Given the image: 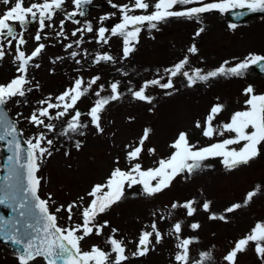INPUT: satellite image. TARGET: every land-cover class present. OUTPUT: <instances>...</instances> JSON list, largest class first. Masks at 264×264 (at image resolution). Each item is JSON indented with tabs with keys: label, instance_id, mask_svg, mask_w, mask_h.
<instances>
[{
	"label": "rangeland",
	"instance_id": "1",
	"mask_svg": "<svg viewBox=\"0 0 264 264\" xmlns=\"http://www.w3.org/2000/svg\"><path fill=\"white\" fill-rule=\"evenodd\" d=\"M33 2L42 0H25L24 6ZM131 3L132 0H92L87 15H77L69 20L66 13L75 9L73 0H65L63 9L48 22L52 27L43 30L47 37L39 42L45 44L43 52L30 62L28 78L31 80L29 87L33 90L23 98H13L7 104L27 140L45 131L27 119L40 107L39 101L48 96L60 95L78 77L87 82L100 76L97 84L77 104L82 113H87L97 99L94 91L99 90V85L104 86L101 96L107 97L111 94L110 84L119 82L120 98L111 101L101 114L102 133L97 132L86 115L81 117L82 122L88 124L87 128L82 129L84 135H60L70 116L62 120L46 121L55 125V131L46 133L47 138L53 140V145L50 148L51 155H46L41 163L40 196L47 200L51 195L49 211L58 216L60 226L80 223V209L73 210V221L70 222L67 212L57 213L56 208L67 206L73 201L79 202L81 196L85 197L83 203L86 206L90 199L87 193L93 185L104 182L115 167L127 170L130 162L126 159V153L130 149L126 146H135L145 129H149L150 134L138 162L144 169L155 168L159 159L171 155L173 149L170 145L181 132L187 133L190 142L198 147L220 142L233 135L225 133L224 136L209 139L196 127V122L203 123L214 104L224 106L214 121L220 126L229 122L234 112L244 110L247 99L244 89L248 85L253 86L256 94H264V76L252 66L242 78L219 76L206 82L197 81L192 87L188 86L185 77L178 75L173 78V89L159 86L146 89L145 94L152 97L151 103L133 98L130 88L139 90L145 81L161 77V83L167 82L168 74L164 70L185 57L189 62L184 70L191 74L194 69H201L204 73L215 70L225 62H228L227 67L234 66L250 53L264 55V15H254L239 24H231L224 13L213 11L201 14L199 20L169 18L160 22L155 29L144 25L141 26L138 43H134V51L125 59L122 37H112L109 31L106 33L108 44L97 43L96 40L100 27L111 29L121 22L119 7L114 8L112 5ZM149 3L154 4L155 0H149ZM10 6L0 3V14ZM103 17L108 19L102 20ZM61 21L65 23L64 32L68 39L56 35ZM88 24L92 26V32L83 31L78 32L76 37L71 36L74 30L84 29ZM231 25H235V28ZM14 27L17 32L23 31L27 41L23 51L30 54L38 46L34 39L37 30L27 32V29L22 30L19 25ZM201 27L204 31L197 36ZM81 35L83 42L77 47L74 41ZM69 43H73V48L65 50ZM193 45L197 48L195 54L188 51ZM72 51L80 55L73 59L70 56ZM103 53L115 57V62L94 64V57ZM76 60H80V63L77 64ZM37 64L39 67L35 66ZM17 68L13 42L12 48L5 47V56L0 59V84H7L15 78ZM52 114H55V110ZM77 141L81 145L79 149L76 147ZM242 146L243 142L230 147L239 149ZM258 147L260 154L248 164L229 171L221 163V158H210L203 162L200 170L192 174L181 173L168 188L151 197L143 195L139 185L130 189L126 186L125 198L97 217L99 223L107 221L108 227L99 236L93 234L85 237L80 243L82 251L97 246L110 252L107 239L111 229L115 228L118 230L116 238L123 240L126 247L128 259L124 264H177L175 256L180 252L177 244L184 238L194 241L189 248L188 264H201L203 253L210 254V258L205 259L203 264H227L224 257L235 243L249 234L255 224L264 222V144ZM150 148L155 149V154H149ZM2 155L0 143V163ZM257 186H260V191L246 206L232 213L225 212L233 204H243L247 193L256 190ZM188 201H196L194 207L197 211L193 216H188L182 207L171 208L173 203L183 204ZM205 201L210 202L207 212L202 208ZM213 213L224 215L225 220L209 219ZM161 216L165 218L161 219ZM153 222L161 232L160 243H155L153 239L145 255H134L140 234L151 231ZM177 222L182 224L179 238L173 231ZM192 223H198L200 227L193 230L190 227ZM17 257L9 246L0 243V264H18ZM111 258H114V254ZM237 261L238 264H264V260L257 256L253 244L238 254ZM34 264H45V261L39 258Z\"/></svg>",
	"mask_w": 264,
	"mask_h": 264
},
{
	"label": "snow or ice",
	"instance_id": "2",
	"mask_svg": "<svg viewBox=\"0 0 264 264\" xmlns=\"http://www.w3.org/2000/svg\"><path fill=\"white\" fill-rule=\"evenodd\" d=\"M24 2L25 0H14V2L13 0H0V3L5 6L12 5L3 14H0V59L5 56V47L12 48L13 42H15V61L18 62L17 76L7 84H0V141L6 145L4 150L11 153L6 159L7 174L3 177V183L0 184V205L10 208L14 214L9 219L0 217V240H4L6 243L10 242L17 247L18 264H34L39 258H42L45 264H124L128 257L125 254L124 241L116 238L117 229L112 228L111 235L107 239L110 252L97 246H93L89 251H82L80 242L93 234L101 235L103 230L108 227L107 221L99 223L97 217L106 213L113 205L125 198L126 186L130 189L139 185L142 188V194L151 197L168 188L175 177L181 173L192 174L194 171L200 170L203 167V162L210 158H221L224 167L231 171L242 164H248L250 160L260 154L258 146L264 144V94H256L253 86L248 85L244 89V95L247 97L244 110L234 112L229 122L220 126L214 123L224 110V106L219 103L210 108L203 123L196 122V127L202 130V135L206 138L224 136L225 133L233 135L220 142L198 147L190 142L187 133L181 132L170 145L173 149L171 155L159 159L157 167L144 169L138 161L150 134V130L145 129L143 136L135 146H126L130 149L126 153V159L130 162V167L127 170L115 167L104 182L93 185L87 193L90 199L86 206L83 203L85 197L81 196L79 202L73 201L67 206L61 205L56 208L57 213L66 211L67 219L70 222L73 221V210L80 209V223L60 226L57 215L49 211L51 195L49 194L48 199L45 200L41 199L38 194L41 178L37 173L45 156L51 155L50 148L53 145V140L48 139L46 133L55 131V125L46 123V121L62 120L70 116L60 135L69 136L70 133L84 135L82 129L87 128L88 124L83 123L81 117L86 115L97 132L102 133L101 114L111 101L120 98L121 93L118 81L110 84L111 94L107 97L101 96L104 86L99 85V90L94 91V95L97 97L94 105L87 113H82L77 108V104L92 90V86L97 84L100 76H95L87 82L82 77L76 78L72 86L65 89L60 95L48 96L39 101L40 107L27 117L29 123L45 131L24 140L23 143L27 145V150H25L21 145V140L18 139L23 136V133L19 130L17 121L9 117L5 105L13 98H23L33 90L32 87H29L31 80L28 78L30 62L43 52L45 44L39 43L42 39L41 32L46 27H52L48 22L54 19L57 11L62 10L65 0H42V2L30 3L27 7L24 6ZM91 2L92 0H73L75 10L66 13V18L71 20L77 15H84L83 6ZM190 5L199 6L189 7ZM112 7H119L122 21L111 29L100 27L96 42L108 44L109 37L106 33L109 31L112 37H122L123 58L126 59L134 51V43H138L141 26L147 25L150 29H155L160 22L169 18L199 20L201 14L213 11L225 13L231 10L246 9L252 13H264V0H213V2L155 0L154 4L149 3V0H132L130 5L117 6L113 4ZM150 8L151 12L148 11ZM137 12L144 14H134ZM104 19H108V17H103L102 20ZM73 22L79 23L78 20H73ZM30 23L39 24V30L34 37L38 46L30 54H26L21 50L27 42L24 39L23 31L17 32L14 25H19L22 30H25ZM230 27L235 28V25ZM83 31L92 32L93 28L88 24L84 29L74 30L71 36L76 37L78 32ZM203 31L204 28L201 27L196 35L199 36ZM56 35L68 39L64 32L63 21H61L60 30ZM82 42V35L74 41L77 47ZM72 48L73 43L65 46V50ZM188 51L195 54L197 48L193 45ZM78 55L80 53L77 51L70 53L73 59ZM85 55H87L86 52ZM101 62H115V57L108 53L97 54L93 63L100 64ZM188 62V58L185 57L172 67L165 69V73L168 74L167 82L161 83L163 77L145 81L139 90L130 88L129 92L133 98L151 103L152 97L145 94L146 89L150 86L173 89V78L178 75L185 77L188 86L192 87L197 81L206 82L219 76L242 78L252 66H258L260 71L264 72V55L252 53L234 66L227 67L228 62H225L224 65L206 73L201 69H194L191 74L189 71H185ZM76 63L79 64L80 60H76ZM35 66L39 67L38 64ZM36 87L38 88L39 85L37 84ZM53 110H55L54 115L52 114ZM242 142L243 146L239 149L230 147ZM80 146V142L77 141V149ZM148 152L155 154V149L150 148ZM259 191L260 186H257L256 190L247 193L243 204H233L225 212L232 213L242 206H246ZM195 204L196 201H188L183 204L173 203L171 208L182 207L186 209L188 216H193L197 211V208L194 207ZM202 208L206 212L209 211L210 202L205 201ZM160 218L164 219L165 217L161 216ZM209 219L225 220V216H217L213 213ZM190 227L196 230L200 225L192 223ZM173 231L179 238L182 224L175 223ZM153 239L155 243H160L162 239L161 232L155 222L151 224V231H143L140 234L134 255H145ZM193 242L190 238L180 239L177 244L180 252L175 256L177 264H188L189 248ZM250 244L254 245L257 256L264 260V222L255 224L249 234L239 239L225 255L224 260L227 264H238V254L246 251ZM113 254L114 258H111ZM208 258H210L209 253L201 254V264Z\"/></svg>",
	"mask_w": 264,
	"mask_h": 264
},
{
	"label": "water",
	"instance_id": "3",
	"mask_svg": "<svg viewBox=\"0 0 264 264\" xmlns=\"http://www.w3.org/2000/svg\"><path fill=\"white\" fill-rule=\"evenodd\" d=\"M83 7H84V9H86L87 8V5L86 6L84 5ZM259 14H262V13H259V12L252 13V12H249L248 10L245 9V10H231V11H228L226 13V16H227V18L229 20L238 23V22L244 21V20H246V19H248V18H250V17H252L254 15H259ZM255 68L257 69L258 72H261L258 66H255ZM262 73L264 74V72H262ZM18 139L21 140L20 137H18ZM21 145H22V147L25 148V150H27V145H24L23 142H22V140H21ZM5 147H6V145H5ZM10 154L11 153L5 151V157L3 159V166H2V173L0 174V184L3 183V177L7 174L6 173V167H7L6 159H7V156L10 155ZM13 215L14 214H13V212H12V210L10 208H8V207H6L4 205H0V217H4L5 219H9ZM1 241H3L4 243H6L4 240H1ZM7 244H9L16 252H18V249H17V247L15 245H12L10 242L7 243Z\"/></svg>",
	"mask_w": 264,
	"mask_h": 264
},
{
	"label": "trees",
	"instance_id": "4",
	"mask_svg": "<svg viewBox=\"0 0 264 264\" xmlns=\"http://www.w3.org/2000/svg\"><path fill=\"white\" fill-rule=\"evenodd\" d=\"M64 227V226H63Z\"/></svg>",
	"mask_w": 264,
	"mask_h": 264
}]
</instances>
